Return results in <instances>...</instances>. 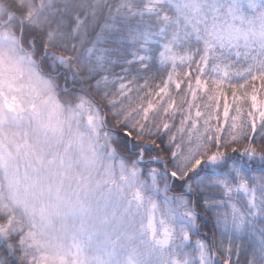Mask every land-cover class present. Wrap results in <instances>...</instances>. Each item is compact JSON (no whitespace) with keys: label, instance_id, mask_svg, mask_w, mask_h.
<instances>
[{"label":"snow or ice","instance_id":"snow-or-ice-1","mask_svg":"<svg viewBox=\"0 0 264 264\" xmlns=\"http://www.w3.org/2000/svg\"><path fill=\"white\" fill-rule=\"evenodd\" d=\"M0 264H264V0H0Z\"/></svg>","mask_w":264,"mask_h":264}]
</instances>
